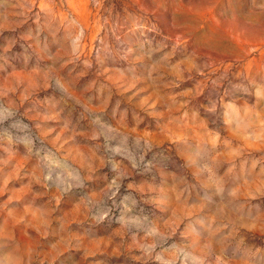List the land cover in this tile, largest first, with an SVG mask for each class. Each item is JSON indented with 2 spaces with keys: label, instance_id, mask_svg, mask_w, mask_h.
Wrapping results in <instances>:
<instances>
[{
  "label": "rangeland",
  "instance_id": "rangeland-1",
  "mask_svg": "<svg viewBox=\"0 0 264 264\" xmlns=\"http://www.w3.org/2000/svg\"><path fill=\"white\" fill-rule=\"evenodd\" d=\"M0 264H264V0H0Z\"/></svg>",
  "mask_w": 264,
  "mask_h": 264
}]
</instances>
